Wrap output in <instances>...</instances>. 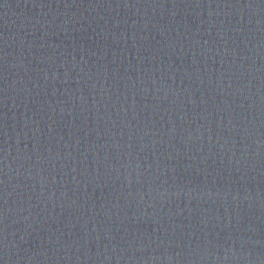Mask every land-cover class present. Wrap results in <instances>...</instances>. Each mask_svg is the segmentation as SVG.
I'll use <instances>...</instances> for the list:
<instances>
[{
  "label": "water",
  "instance_id": "obj_1",
  "mask_svg": "<svg viewBox=\"0 0 264 264\" xmlns=\"http://www.w3.org/2000/svg\"><path fill=\"white\" fill-rule=\"evenodd\" d=\"M0 264H264V0H0Z\"/></svg>",
  "mask_w": 264,
  "mask_h": 264
}]
</instances>
